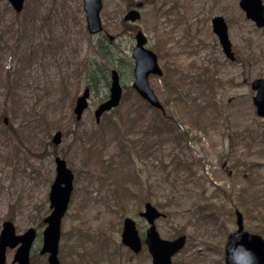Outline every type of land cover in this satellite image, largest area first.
Listing matches in <instances>:
<instances>
[{
  "label": "rangeland",
  "instance_id": "1",
  "mask_svg": "<svg viewBox=\"0 0 264 264\" xmlns=\"http://www.w3.org/2000/svg\"><path fill=\"white\" fill-rule=\"evenodd\" d=\"M101 1L112 41L87 33L82 0H24L18 13L0 0V114L7 117L1 123L17 133L0 137V228L6 219L16 233L36 228L30 264H47L38 251L57 154L75 173L60 226V263L150 264L147 248L133 254L120 235L123 218L130 217L144 237L148 224L139 212L150 201L166 214L155 220L162 238L186 234L172 264H224L220 248L235 229L236 208L244 228L257 230L237 190L249 176L257 189L264 185V120L250 88L264 78V28L244 15L239 0ZM137 1L143 2L140 18L124 24L127 5ZM213 16L227 23L233 61L212 31ZM136 29L177 83L171 95L163 76L148 78L170 128L153 122V108L132 88ZM111 69L118 71L123 97L96 123L93 112L107 98ZM86 85L89 104L75 125L70 113ZM32 109L44 110L47 130ZM59 118L65 126L51 125ZM55 130L64 133L56 146L50 142ZM14 252L7 249L6 264H15Z\"/></svg>",
  "mask_w": 264,
  "mask_h": 264
},
{
  "label": "water",
  "instance_id": "2",
  "mask_svg": "<svg viewBox=\"0 0 264 264\" xmlns=\"http://www.w3.org/2000/svg\"><path fill=\"white\" fill-rule=\"evenodd\" d=\"M13 10L18 13L23 8L24 0H8ZM83 9L86 12L85 21L89 34H96L102 31L99 11L101 9L100 0H82ZM136 7L142 6L137 2ZM239 6L244 10L245 16L254 21L258 27H264V5L261 0H240ZM139 11L130 9L124 16V21H135L139 17ZM211 28L216 34L221 45V49L226 57L233 60L234 54L231 49L228 38L227 27L223 17L215 16L212 18ZM112 39L111 35H108ZM136 45L132 49L134 59V80L132 86L138 95L158 109H162L156 95H154L150 84H148L149 74L160 76L161 68L158 65L157 57L154 52L144 47L146 39L143 33L137 30L135 36ZM109 95L107 100L99 103L94 111V118L99 121L101 114L116 107L121 98V85L119 84V75L115 70L110 72ZM251 89L255 91L252 97L256 115L264 119V78H256L251 82ZM89 96V87H85L80 95L76 97L73 107L75 119H79L87 107ZM6 121V119H4ZM61 133L57 131L52 137L51 142L58 144ZM55 177L49 188V206L50 212L43 218L45 228L42 231V245L40 254H46L47 264H60L58 259V244L60 241L61 220L64 217L73 189L74 174L67 168L66 162L59 156L54 158ZM145 218L148 227L145 229L144 244L147 245L148 252L151 255V264H171V259L186 244L185 234H181L174 239H163L157 232L155 220L165 215L160 212L151 202L144 203L143 210L139 214ZM234 231H231L225 238L223 246L224 264H264V239L257 233H250L243 226L242 214L238 210L235 212ZM123 228L121 232V242L126 245L133 253L139 252L142 248L141 239L137 231L136 223L130 218L125 217L122 221ZM35 229L29 227L27 231L16 235L13 223L6 220L1 225L0 231V264H5L6 249L17 246L12 261L17 264H29V255L31 245L35 239Z\"/></svg>",
  "mask_w": 264,
  "mask_h": 264
},
{
  "label": "trees",
  "instance_id": "3",
  "mask_svg": "<svg viewBox=\"0 0 264 264\" xmlns=\"http://www.w3.org/2000/svg\"><path fill=\"white\" fill-rule=\"evenodd\" d=\"M131 5V3L128 4V6ZM102 46V45H101ZM100 46V47H101ZM101 54H104V56L107 54V50H103L104 47H101ZM164 83L165 85H170L171 89H173V91L175 90V87L177 85V83H175L176 81H172L168 74L164 72ZM167 76V77H166ZM5 86L8 87V81H5ZM211 86V85H209ZM170 89V90H171ZM172 93V92H171ZM71 103L73 102L74 98L73 96H69ZM34 108V107H33ZM154 111V116H155V120L153 122H155L157 125L159 124L160 126H167L168 128H170V124H172L169 120V118L166 115H162V113H160L159 111L153 109ZM34 111V112H33ZM32 113L33 116L35 117V121H37V123L39 124H43V128L44 129H48V121L46 118V114L44 112V110L41 111H37L36 109H32ZM1 119H2V113L0 114V137H9L10 133H14V135H17L16 131L14 130V127L11 125H3L1 123ZM62 118L56 119L54 121L51 122V125H57V126H65V124L62 122V120H60ZM77 123V121H76ZM158 125V126H159ZM112 126L117 128L116 132L119 131V126L115 123H112ZM175 129V128H174ZM179 130V129H178ZM68 131V130H66ZM174 131V130H173ZM178 135L180 136V139H187V131H185L184 129H180V131H178ZM182 137V138H181ZM81 138V137H79ZM43 152H46L45 150ZM55 154V152H54ZM42 154H39L38 156H41ZM43 156V155H42ZM178 164L180 163L179 161L177 162ZM179 166L186 168L187 164H179ZM189 168V166H188ZM125 193V191H123ZM237 196L239 197V201L240 204L239 206H242V208H244L245 212L250 215V217L255 218L258 222L256 224V232L258 234H260L261 236H264V185H262V188L257 189L256 187L253 186L252 182H251V178L250 176L247 179V184L244 186V188H239L237 190ZM210 216L215 217L213 213H209ZM222 250V248H220V251Z\"/></svg>",
  "mask_w": 264,
  "mask_h": 264
},
{
  "label": "flooded vegetation",
  "instance_id": "4",
  "mask_svg": "<svg viewBox=\"0 0 264 264\" xmlns=\"http://www.w3.org/2000/svg\"><path fill=\"white\" fill-rule=\"evenodd\" d=\"M106 35V34H105ZM135 254H137V253H135Z\"/></svg>",
  "mask_w": 264,
  "mask_h": 264
}]
</instances>
